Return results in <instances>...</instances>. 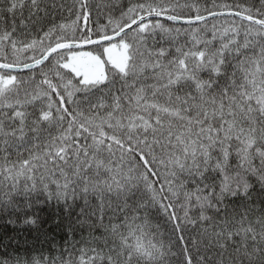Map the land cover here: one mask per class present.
I'll list each match as a JSON object with an SVG mask.
<instances>
[{
	"label": "snow or ice",
	"instance_id": "6c2138e0",
	"mask_svg": "<svg viewBox=\"0 0 264 264\" xmlns=\"http://www.w3.org/2000/svg\"><path fill=\"white\" fill-rule=\"evenodd\" d=\"M0 264H264V0H0Z\"/></svg>",
	"mask_w": 264,
	"mask_h": 264
}]
</instances>
